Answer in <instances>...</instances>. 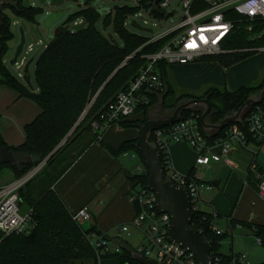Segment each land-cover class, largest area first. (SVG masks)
Segmentation results:
<instances>
[{"label":"trees","instance_id":"1","mask_svg":"<svg viewBox=\"0 0 264 264\" xmlns=\"http://www.w3.org/2000/svg\"><path fill=\"white\" fill-rule=\"evenodd\" d=\"M8 1H3L0 20V85L15 90L19 99L34 102L40 113L24 126L25 138L22 144L8 146L0 133L1 144L17 158L15 164H0V174L4 169H10L15 180L44 162L42 170L45 169V172L36 188L27 185L19 193V205L28 203L34 228L30 233H0V264H100L110 259L119 264H140L133 259L135 250L127 241L120 243L119 252H113L108 245L111 241L109 234L106 236L94 226L84 229L82 224L75 221L73 213L58 194L57 185L84 154L94 145L100 144L114 157L137 153L144 170L130 178L134 183L132 190L139 186L147 189L149 169L142 154L136 149V144L141 127L151 119L150 115L156 107L160 106L170 114L184 102L207 99L213 107L207 121L219 124L226 116L237 112L250 97L260 95L264 88V74L254 86H240L234 91L210 87L203 94L196 95L180 92L170 79L171 64L160 61L157 71L165 85L164 90L160 93L148 92L149 104L141 106L132 116L140 114V119L130 117L118 121L124 129H137L139 136L124 140L118 148H114L103 141L104 133L95 132L92 124L100 122L101 115L108 110L118 94L128 89L147 63V57L166 46L170 37L151 41V37L132 32L127 26L128 20L142 11L161 18L163 14L157 6H153L154 0H138L135 6H117L109 13L104 12V18V14L100 15L99 9L94 7L95 0H84L85 7L70 17L67 25L60 28L59 34H55V38L38 57L35 68L36 90L10 72L5 58L14 39L11 17L36 23L43 10L27 6L23 0ZM233 19L234 30L226 52L205 56L197 62L218 63L229 69L264 49V20L250 22L234 14ZM101 20L104 29L112 28L114 35H107L98 28ZM78 21L84 24V28L75 31L73 27ZM25 74L29 84L28 71ZM92 102V107L82 119ZM258 110L264 111V102L246 110L244 121L239 124L242 130L248 132L247 119ZM203 112V108L195 107L185 112L182 118L195 114L208 140L224 138L229 126L219 132H206L202 126ZM250 139L259 146L264 144L257 142L253 136ZM161 155L167 171L172 166L170 154L162 152ZM258 170L264 175L262 168L258 167ZM195 171L193 167L187 177H194ZM254 184L257 187L258 183ZM217 217L221 216L201 211L193 216L191 229L204 241L213 242V253L222 258L223 264H231L233 257L220 253L223 235H218L214 229ZM250 227L264 247V225ZM100 236H104L107 246L96 247L93 244V240ZM106 248H109L108 253Z\"/></svg>","mask_w":264,"mask_h":264},{"label":"built area","instance_id":"2","mask_svg":"<svg viewBox=\"0 0 264 264\" xmlns=\"http://www.w3.org/2000/svg\"><path fill=\"white\" fill-rule=\"evenodd\" d=\"M174 1L160 0L158 2L156 6L163 14L161 18L151 15L148 11H142L133 18L149 14L154 21L153 26L156 27L160 25L159 20L163 17L168 19L173 16L174 10L170 13L167 11ZM136 2L138 3V0ZM178 6L182 9L179 23L151 40L156 41L170 37L166 46L158 53L147 57V63L141 68L135 80L130 83L128 89L118 94L108 110L101 115L100 122L92 124L95 132L105 133L111 126L117 125L122 118L132 117L141 106L149 104L148 92L160 93L164 90L165 85L157 71L158 62L167 61L169 64L185 65L195 63L205 56L225 53L234 30L233 14L250 22L264 20V0H178ZM81 23L78 21L75 26ZM144 24L148 25V21L144 20ZM40 44L43 47L47 46ZM33 49L31 46L29 52H33ZM24 50L16 63L19 70H23L25 67ZM93 103L85 111L82 119L87 115ZM247 124L248 132L242 130L239 124H234L226 129L224 138L212 141L203 134L198 116L191 114L170 127L153 132L150 141L152 146L165 154H169L168 148L171 143H188L198 154L195 162L197 167H210L212 162L222 161L230 165L229 156L236 152L235 146L243 150H250L255 160L250 166L249 172L259 180V195L264 199V175L260 173L259 166L256 165V158L262 146L251 142L250 139L253 136L257 142L264 143V111L258 110L253 113L248 117ZM255 148H258L257 152H255ZM216 149H220V152L211 154ZM44 166L45 162L21 178L0 186V233L5 235L30 233L34 228L31 212L25 215L20 213L19 193L35 179ZM142 171L139 168V172ZM165 175L167 181L173 182L177 187L187 189L193 216L203 211L202 195L213 191L212 184L201 182L202 179L196 175L191 178L182 176L173 170V166L168 168ZM155 200V193L148 188L131 190L130 201L136 208V215L131 223L115 227L118 239L113 244L108 242L110 249L113 252H119L121 249L117 240H121L122 235L130 237V227H133L142 232L145 240V243L140 245L135 253L154 260L157 264H198L195 253L170 241L171 216L160 213L156 208ZM73 218L80 224L91 221L90 205L73 214ZM215 231L218 235H222L221 231ZM257 242L261 245L260 239H257ZM93 244L96 247H103L107 246V241L104 236H100L95 238ZM106 250L108 253L109 248ZM211 256L213 264H223L222 258L215 255L213 251ZM231 264H246V262L243 257L235 256L231 260Z\"/></svg>","mask_w":264,"mask_h":264},{"label":"rangeland","instance_id":"3","mask_svg":"<svg viewBox=\"0 0 264 264\" xmlns=\"http://www.w3.org/2000/svg\"><path fill=\"white\" fill-rule=\"evenodd\" d=\"M5 2L9 1L5 0ZM23 3L27 6L31 5L33 7H40L42 9L44 8V11H49L50 13H62V17L49 27H46L44 24L45 20L48 17L46 14L39 16L36 23L22 21L17 18H14L13 16L11 17L13 21L12 31L14 33V39L10 43V50L5 58V63L8 66L10 72L15 77H17L30 88L36 90V61L45 48L40 43L44 44V46L50 43L55 38L57 30H59L61 27L66 26V23L70 19V17L74 16L85 7V2L84 0H65L62 5L57 6L55 8H50L49 2L46 5L41 6L39 0H23ZM136 4V0H95L94 7L98 9H114L117 6H135ZM172 10L175 11L173 16H170L168 19L163 17L159 20L160 25L156 27L153 26L154 21L151 19L149 14H144L143 17L139 18H130L128 20L127 26L132 32L153 38L164 33L166 30L175 27L179 23L182 16V9L178 6V0H175L173 2L172 6L168 9L167 12L170 13V11ZM165 15H167V13H165ZM104 16L105 14L102 17L104 18ZM133 20H136L137 23L143 28L152 29L154 31V34H149L146 32L143 33L132 28L131 22ZM144 20L148 21V25L144 24ZM68 26H70V24ZM98 28L107 35H114L112 28H108L106 30L104 29L102 25V20L98 23ZM20 29L24 30L26 39V45L23 54V57L25 59V67L23 70H19L17 69L16 65L10 64V61L13 59L17 46L19 45L21 40ZM31 46L34 48L33 52H29V48ZM30 62L31 64L29 66L27 74L30 80V83L28 84L25 79V68ZM169 73L170 79L173 84H175L178 90L183 93L190 92L196 95H201L210 87L219 88L220 90L225 89L228 91H234L240 86H254L261 81L262 76L264 74V50H260L251 58L241 63H238L230 67L229 69L222 67L218 63L205 64L195 62L185 65L171 64L169 66ZM155 112L157 114L166 113L164 110L161 109L160 106H158L152 111L150 115L151 119ZM39 113L40 109L34 102L26 99H19V96L15 90L0 85V133L8 146H18L24 142V126L30 121H32L34 117ZM166 114L169 115V113ZM132 118L140 119L141 115L138 114ZM134 134L139 135L137 129H124L120 127L119 124H117L111 126L104 133L103 138H105V140L103 139V141L110 146H114L115 144L121 143L124 140L134 138ZM235 150L236 153L232 157H230V162L233 164L232 167L226 168L223 163L222 167L217 170H212V165L210 167H195L196 176L201 178L202 181H204L205 183L212 184L217 181L218 174L225 171L231 174V176H235L236 178L246 183V181L248 180L249 165L251 159H253V154L250 152V150H243L237 146H235ZM257 150L258 148H255V152H257ZM168 152L171 155L173 170L182 176H188L192 167L195 166V162L198 157L196 151L192 149L188 143L182 142L171 143L168 148ZM218 152H220V149L214 150L211 154H216ZM119 160L123 163L124 168L127 170V174L132 175L135 173H140L139 168L141 170H144L143 162L141 161L139 155L135 152L123 154L119 157ZM256 161L264 165V145H262V147L260 148ZM44 172L45 169L42 170L35 177V179L28 184V186L36 188ZM9 176H13L14 178L13 172L10 169H4L3 172L0 174V186L7 185L6 180ZM140 188L141 186L137 187V189ZM240 190L238 191V196L240 195ZM220 193H222V188L214 187L212 193H204L202 195V198L204 202H210L213 199L215 200V198ZM29 210L30 207L28 203L24 202L21 205L20 213L25 215L29 212ZM223 220V218L217 220L216 224L218 225L214 226V228H217L218 226L222 228V226L224 225ZM131 221L124 224H129L131 223ZM90 223L91 221L84 222L82 224L83 228H90ZM130 233V237L122 235L120 239L122 241H127L129 246H131L132 249L136 250L140 245L145 243L144 236L142 232L133 227H130ZM238 235L239 234L235 236ZM109 237L111 239L110 243H115L116 239H118V232L116 231V228H113V230H111ZM238 239L239 237L236 240ZM243 240L245 246L250 250L252 249V251L254 252L252 254L253 256H250V263L257 264L258 262L264 261V247L262 245L256 244V237L253 235H249V237L243 238ZM94 241L95 239L93 240V242ZM220 251H222L223 253H228L229 245L227 244V240L220 247ZM102 264L119 263L115 260L110 259L104 260Z\"/></svg>","mask_w":264,"mask_h":264},{"label":"crops","instance_id":"4","mask_svg":"<svg viewBox=\"0 0 264 264\" xmlns=\"http://www.w3.org/2000/svg\"><path fill=\"white\" fill-rule=\"evenodd\" d=\"M138 136V134H134V138ZM103 137L102 139L105 140ZM121 143L115 144L113 147L118 148ZM235 153L233 152L229 156V160ZM119 157H114L100 144H96L80 158L56 187L58 194L71 213L75 214L83 207L90 205L91 227L94 226L106 234H110L116 226L130 222L136 215L135 207L129 198L134 186L130 178L134 174L126 173L127 170ZM222 163L226 168L233 165L231 162L230 165L223 161L212 162V170L222 167ZM256 165L264 170V165L261 163L256 161ZM250 174L249 172L248 180L244 183L225 171L219 173L217 181L214 183H218L217 188H222V193L210 202L203 200L202 206L204 212L221 216L215 218L214 226L218 225L216 224L217 220L224 219L222 228L219 226L214 228L222 232L224 241L222 240L221 246L226 240L229 245L228 253L222 251L220 253L231 257H243L246 264H251L250 256H253L254 252L245 246L243 238H247L249 235L255 236V231L250 226L264 225V199L259 195L258 180L253 174L251 176ZM13 180V176H9L6 184ZM256 182L258 183L257 187L254 184ZM239 190L240 195L238 196ZM99 200H105V204L100 205ZM237 234L239 235L235 236ZM238 237L239 239L236 240ZM118 242L122 243V240ZM256 244L260 245L257 241Z\"/></svg>","mask_w":264,"mask_h":264},{"label":"water","instance_id":"5","mask_svg":"<svg viewBox=\"0 0 264 264\" xmlns=\"http://www.w3.org/2000/svg\"><path fill=\"white\" fill-rule=\"evenodd\" d=\"M3 1L4 0H0V20L3 13ZM64 1L65 0H39L41 6H44L49 2L50 8L60 6ZM159 1L160 0H154L153 6H156ZM42 10V15L46 14L48 16L44 22L46 27L51 26L62 17V13L60 12L50 13L49 11H44V8ZM110 11L111 9L109 8L98 10L100 15H103L104 12L109 13ZM131 27L143 33L146 32L153 34L152 29L143 28L136 20L131 22ZM82 28H84L83 23L73 27L75 31H79ZM59 31L60 29L57 30L56 34H59ZM20 33L21 40L17 46L13 59L10 61L11 65H16L26 45L24 30L20 29ZM31 62L27 64L25 71L29 70ZM263 102L264 88L259 96L250 97L237 112L226 116L219 124H212L207 121L213 110L209 101L207 99H192L178 105L169 115L157 114L155 112L152 119L141 127L140 138L136 144V149L142 154L145 165L149 169L148 189L156 195L155 205L157 210L160 213L169 214L171 216L172 224L169 230L170 241L191 253H195L198 264H213V258L211 256L214 249L213 242L204 241L195 230L191 229L193 212L188 191L185 187H177L173 182L166 180V170L165 165L163 164L161 152L152 146L150 141L152 134L157 130L170 127L178 123L182 119L185 112L191 111L195 107H201L204 110L202 116L203 129L208 133L219 132L230 125L242 124L243 116L246 110L251 106H257ZM16 162L17 158L15 154L4 147L0 142V164H15ZM213 186L217 187L218 183H214ZM99 201L100 205L105 204V200ZM133 259L140 264H157L154 260L147 259L135 252L133 253Z\"/></svg>","mask_w":264,"mask_h":264}]
</instances>
